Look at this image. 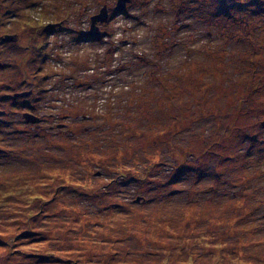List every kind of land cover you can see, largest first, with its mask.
I'll list each match as a JSON object with an SVG mask.
<instances>
[{
	"label": "rangeland",
	"instance_id": "rangeland-1",
	"mask_svg": "<svg viewBox=\"0 0 264 264\" xmlns=\"http://www.w3.org/2000/svg\"><path fill=\"white\" fill-rule=\"evenodd\" d=\"M116 5L0 0V264H264V0Z\"/></svg>",
	"mask_w": 264,
	"mask_h": 264
},
{
	"label": "water",
	"instance_id": "water-1",
	"mask_svg": "<svg viewBox=\"0 0 264 264\" xmlns=\"http://www.w3.org/2000/svg\"><path fill=\"white\" fill-rule=\"evenodd\" d=\"M129 2V0H117L116 10L123 11L126 8V3ZM90 30L89 35L92 37H95L99 34V27L98 24L105 23L108 20V12L106 7H104L99 14L92 16L90 19ZM29 94V92H23L20 94H17L18 96H26ZM23 118L27 123H38L39 118L30 114V113H24ZM140 200V199H139Z\"/></svg>",
	"mask_w": 264,
	"mask_h": 264
},
{
	"label": "flooded vegetation",
	"instance_id": "flooded-vegetation-1",
	"mask_svg": "<svg viewBox=\"0 0 264 264\" xmlns=\"http://www.w3.org/2000/svg\"><path fill=\"white\" fill-rule=\"evenodd\" d=\"M16 37V36H15ZM19 98V97H18ZM61 127V125H59Z\"/></svg>",
	"mask_w": 264,
	"mask_h": 264
},
{
	"label": "clouds",
	"instance_id": "clouds-1",
	"mask_svg": "<svg viewBox=\"0 0 264 264\" xmlns=\"http://www.w3.org/2000/svg\"><path fill=\"white\" fill-rule=\"evenodd\" d=\"M89 34V33H88Z\"/></svg>",
	"mask_w": 264,
	"mask_h": 264
}]
</instances>
